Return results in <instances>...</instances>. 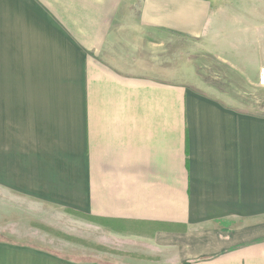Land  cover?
I'll return each mask as SVG.
<instances>
[{
	"label": "crops",
	"instance_id": "obj_1",
	"mask_svg": "<svg viewBox=\"0 0 264 264\" xmlns=\"http://www.w3.org/2000/svg\"><path fill=\"white\" fill-rule=\"evenodd\" d=\"M209 17L208 0H0V231L14 201L34 222L83 213L125 264H264V65L243 87L206 77ZM0 264L103 263L0 239Z\"/></svg>",
	"mask_w": 264,
	"mask_h": 264
},
{
	"label": "rangeland",
	"instance_id": "obj_2",
	"mask_svg": "<svg viewBox=\"0 0 264 264\" xmlns=\"http://www.w3.org/2000/svg\"><path fill=\"white\" fill-rule=\"evenodd\" d=\"M208 2V29L206 34L197 40V45L193 44L196 52L192 56L197 55L194 60L199 69L205 71L206 77H216V80L227 78V83L232 86L243 87L242 80L239 79L252 77V74L259 70L255 69V66L264 65V0ZM201 57L204 58L201 60ZM259 93L255 90L253 98L258 99ZM8 210L7 218L14 220V223L2 225L7 229L0 231V239L32 245L82 261L91 259L103 264H125L123 261L129 258L108 255L116 252L112 247L116 244L119 246L122 241H112L107 239V236L100 237L99 233H96L99 229L92 227L91 220L83 213L66 210L61 212L62 214L56 213L53 217L51 211L46 210L44 221L34 222L35 218L23 213V209L14 201H9ZM97 236L100 238L97 239ZM86 248L93 253L100 251V254L85 256Z\"/></svg>",
	"mask_w": 264,
	"mask_h": 264
},
{
	"label": "bare ground",
	"instance_id": "obj_3",
	"mask_svg": "<svg viewBox=\"0 0 264 264\" xmlns=\"http://www.w3.org/2000/svg\"><path fill=\"white\" fill-rule=\"evenodd\" d=\"M261 79H262V81L264 82V68L262 69Z\"/></svg>",
	"mask_w": 264,
	"mask_h": 264
}]
</instances>
